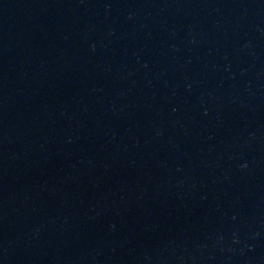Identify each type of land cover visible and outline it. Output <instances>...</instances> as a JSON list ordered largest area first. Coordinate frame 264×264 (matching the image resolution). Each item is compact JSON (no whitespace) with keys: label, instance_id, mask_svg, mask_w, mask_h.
Returning <instances> with one entry per match:
<instances>
[{"label":"water","instance_id":"95a60500","mask_svg":"<svg viewBox=\"0 0 264 264\" xmlns=\"http://www.w3.org/2000/svg\"><path fill=\"white\" fill-rule=\"evenodd\" d=\"M0 264H264V0H0Z\"/></svg>","mask_w":264,"mask_h":264}]
</instances>
